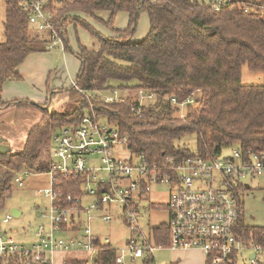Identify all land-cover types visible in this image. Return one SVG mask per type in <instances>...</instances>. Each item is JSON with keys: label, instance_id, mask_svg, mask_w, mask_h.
Returning <instances> with one entry per match:
<instances>
[{"label": "trees", "instance_id": "1", "mask_svg": "<svg viewBox=\"0 0 264 264\" xmlns=\"http://www.w3.org/2000/svg\"><path fill=\"white\" fill-rule=\"evenodd\" d=\"M3 1L0 109L12 103L34 107L41 117L30 127L21 149L0 153V211L11 195L13 177L24 169L47 173L52 135L77 126L85 115L94 123L114 126L126 137L125 146L131 154H142L161 171L169 172L173 165L196 154L217 158L234 147L244 152H264V84L241 81L244 64L264 74V0H230L218 8L211 0H67L52 4L50 20L65 50H71V24L74 28L80 24L99 42L97 50L78 43L73 52L79 69L74 83L65 88L71 107L64 112L51 109L48 102L2 100L4 83L20 80L18 67L26 56L46 51L51 42L48 31L47 37H42L32 28L19 0ZM100 11L109 13L107 21L97 17ZM119 12L128 16L122 29L112 26ZM143 12L148 16V32L140 41H132ZM81 15L102 23L111 34L100 33ZM125 89L134 93L105 100V94ZM139 91L151 95L148 99L153 104L137 99ZM191 136L193 147L184 142ZM54 176L55 204L72 206L64 201L67 195L82 198L83 175L54 172ZM233 195L238 236L264 249V225H247L240 213L237 191ZM151 234L156 243L168 245L164 224L153 227ZM94 245L97 255L93 264H116L115 249L99 240ZM214 255L205 258V264H212ZM229 258L221 264H237L235 254ZM19 260H23L19 254L0 256V264H20ZM148 260L153 262L154 258Z\"/></svg>", "mask_w": 264, "mask_h": 264}, {"label": "built area", "instance_id": "2", "mask_svg": "<svg viewBox=\"0 0 264 264\" xmlns=\"http://www.w3.org/2000/svg\"><path fill=\"white\" fill-rule=\"evenodd\" d=\"M19 1L22 10L28 13L29 24L34 29L49 32V48L62 45L50 20L54 10L51 5L67 0ZM225 2L230 0H211L215 8ZM139 93L144 95L142 91ZM145 97L150 98L151 95ZM111 99L105 98L106 101ZM125 144L126 137L120 135L114 126L94 123L88 115L77 126L55 132L51 137V164L47 172L50 185L37 190L50 201L51 224L48 228L40 225L36 232L37 241L30 245L19 244L0 229V256L19 254L23 256L20 264H39L51 263L49 255L56 251H83L89 256L85 264H93L97 255L94 242L99 240L115 249L116 264H136V259L141 264H156L148 259L162 248H200L205 258L215 253L212 264H221L232 254L237 260L242 256L244 264H258L256 257L247 260L243 257L248 251L257 253L264 249L254 241L238 236L233 192L238 194L242 185L249 187L251 180L264 183V152H244L234 147L217 158L196 154L173 165L168 172L149 164L142 154H131ZM94 155H99V166L92 159ZM54 172L76 173L85 177L82 198L71 195L64 198L72 206L55 204L57 193L52 189ZM31 173L27 169L18 172L12 184L23 186L24 177ZM153 187L170 192L165 204L169 217L167 223H163L169 236L168 245L156 243L152 230L145 233L138 224L140 211L145 204H151L148 193ZM12 217L9 213L0 223L8 224ZM94 219L123 221L130 230L126 244L113 247L108 237L97 238L91 227ZM55 232H68L70 235L56 237Z\"/></svg>", "mask_w": 264, "mask_h": 264}, {"label": "rangeland", "instance_id": "3", "mask_svg": "<svg viewBox=\"0 0 264 264\" xmlns=\"http://www.w3.org/2000/svg\"><path fill=\"white\" fill-rule=\"evenodd\" d=\"M4 11V1L0 0V40L2 39L3 32ZM108 14L109 13L107 11H100L96 13L97 17L101 18L103 21L108 20ZM83 18L87 20L100 33L105 35L111 34L109 28H107L102 23L97 22L93 18L86 15H83ZM126 19L127 13L119 12L115 16L112 26L124 28L126 26ZM73 25L74 24H71L68 27V43L71 50H65L62 43V45H57L56 48L50 49V51H47L45 53L44 62L46 65L50 66L51 72L53 74L56 71L62 73L61 78H58L59 81L58 83H56V85L59 86L64 85L58 88L62 89V92H59L58 89L55 90L54 95L48 101V105L51 109L60 112H64L71 107V105H68L69 93L65 90V88H69L71 86L70 78H68L70 74L73 75L72 72L74 71V61L73 59H71V57L75 58L73 52L77 49L78 43L85 45L91 50H97L99 48V42L93 35H91L80 24H77L75 28L73 27ZM148 29V16L145 12H143L140 14L136 31L132 37V41H140L141 39H143L147 34ZM47 33L48 32L46 31H40L38 34H41L42 37H47ZM65 54L68 55L67 58H65ZM66 59L68 65L70 66L69 73L65 68ZM241 81L244 84L261 85L264 84V74L258 71H251L244 64L241 68ZM131 93H134V91L125 89L123 91L116 90L113 92H109L105 95H107V97L125 98L127 94ZM195 94L197 95L198 93ZM137 99H139L143 104H153V101L146 98L145 95H139ZM182 112L184 111L182 110ZM182 112L178 114L181 115ZM191 137L192 139L187 138L184 140V142L186 144L189 143L188 146L193 147L194 137ZM124 157H126V155ZM92 159L94 160L95 165L99 166V155L92 156ZM35 176H39V183L38 181L35 182L36 185L31 189L26 190L23 187L13 185L11 195L8 199H6L5 206L2 211H0V220L7 214H9L11 212V209L13 208L21 211V215L19 217H12L8 224L1 225L0 223V226L10 238L23 245H28V240H32L35 238L37 229L40 225L48 228L51 224L49 219V216L51 214L50 201L43 194L37 193V190L39 188L42 189L43 187L49 186L43 184V182L48 183L49 176L47 173L37 175L31 173L25 178L26 180H29L30 178ZM169 193L170 192L168 190L162 191L161 188L154 187L152 188L151 192L148 193L151 204L149 206L145 204L143 207V211H140L138 217V224L145 233H149L150 228L156 227L163 223H167L169 216L168 210L165 208V204L167 203ZM237 201L239 202V207H241L240 213L247 225H264V183L262 181L256 179L251 180L249 183V187L244 186V188L239 190ZM42 213L45 216H42ZM91 227L92 231L100 235L102 238L108 237L111 246L114 247H123L126 244V238L130 235L129 227L120 219H114L110 222H103L99 219H94ZM68 235H70V233L68 232H55L56 237L65 238ZM182 250H198L202 252L203 255H205L204 251L200 248H182ZM171 255L172 252L170 250H156L153 254V257L154 261L158 262V260H160L162 257L168 256L169 258ZM243 257L246 260L248 258L256 257L259 264H264V250L258 251L257 253L248 251L243 254ZM244 263L245 260H243L242 256H240L237 264ZM136 264H141V261L139 259H136Z\"/></svg>", "mask_w": 264, "mask_h": 264}, {"label": "crops", "instance_id": "4", "mask_svg": "<svg viewBox=\"0 0 264 264\" xmlns=\"http://www.w3.org/2000/svg\"><path fill=\"white\" fill-rule=\"evenodd\" d=\"M50 44L51 42L48 43L46 51L31 52L26 56L18 67L20 80H8L4 83L2 89V100L4 102H12L17 99H29L34 103H45L52 97L51 90H57L59 87L64 86L56 85L59 81L58 78H61L62 73L56 71L53 74L50 70V66L46 65L44 62L45 53L50 51V49H53L49 48ZM67 56L68 55L65 54V58H67ZM71 59L74 61V71L72 72L73 75L70 74L68 78H70V84H73L79 69V61L76 57H71ZM65 62V68L69 73L70 66L67 63V59ZM40 117V110L34 107H16L12 103L8 108L0 109V138L2 139L1 144L6 146L4 150H6V152H11L21 149L24 145L30 127L36 124ZM32 173L37 175L34 172ZM38 180L39 176L32 177L29 180H26L24 177V183L21 187L26 190L31 189L36 185L35 182ZM43 184L50 185V181H48V183L43 182ZM19 212L20 213L17 217L21 215V211ZM151 230L152 228L149 229V232ZM96 237L102 239V237L98 234H96ZM128 237L126 238V242ZM35 241H37V235L34 239L28 240L27 244L30 245ZM159 250H170L172 255L169 258L168 256L162 257L158 260V262L156 261L157 263L155 262L156 264H205V255L198 250L168 248H162ZM49 258L51 260V264H85L89 256L83 251H56L53 254H50Z\"/></svg>", "mask_w": 264, "mask_h": 264}, {"label": "water", "instance_id": "5", "mask_svg": "<svg viewBox=\"0 0 264 264\" xmlns=\"http://www.w3.org/2000/svg\"><path fill=\"white\" fill-rule=\"evenodd\" d=\"M1 142H2V139L0 138V153H5L6 150H4V149L6 148V146H3L1 144ZM19 213H20L19 210L15 209V208H13L11 210V214L13 215V217H17Z\"/></svg>", "mask_w": 264, "mask_h": 264}]
</instances>
